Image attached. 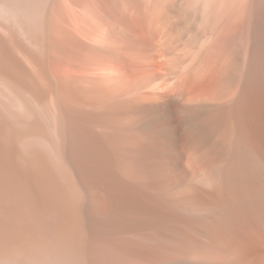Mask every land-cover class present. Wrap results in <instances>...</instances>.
<instances>
[{"label": "bare ground", "instance_id": "obj_1", "mask_svg": "<svg viewBox=\"0 0 264 264\" xmlns=\"http://www.w3.org/2000/svg\"><path fill=\"white\" fill-rule=\"evenodd\" d=\"M0 264H264V0H0Z\"/></svg>", "mask_w": 264, "mask_h": 264}]
</instances>
